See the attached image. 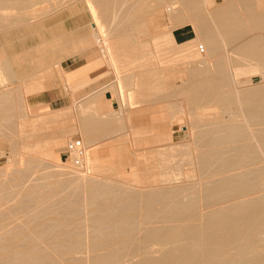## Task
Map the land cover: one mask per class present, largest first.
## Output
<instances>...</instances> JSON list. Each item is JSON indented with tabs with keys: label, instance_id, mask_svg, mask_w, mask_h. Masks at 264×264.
<instances>
[{
	"label": "rangeland",
	"instance_id": "1",
	"mask_svg": "<svg viewBox=\"0 0 264 264\" xmlns=\"http://www.w3.org/2000/svg\"><path fill=\"white\" fill-rule=\"evenodd\" d=\"M112 1L113 0H109L108 2ZM114 1L116 7L118 4L117 8L114 5L116 11H113L116 13L114 14L112 12V15L107 18L108 22H105L102 28L107 29L106 35L109 40L113 37L115 40L119 41L117 44H114V47H117L116 50L111 52L113 49L110 48L109 43L108 48L111 54L108 51V56H104L102 62L95 65L87 74L69 81L63 80L62 75L65 73L63 70L62 72L58 70V63L67 58H62L66 55V52L74 50L73 45L75 44H72L74 41H77L79 38H84V40L86 38L87 41L91 42L93 45L88 46V44L83 42L80 44L76 43L81 50L71 53L68 57L73 56V59L80 58L79 63H83L90 62L101 56L98 46L92 41L93 36L91 35H93V32H91L90 23L94 22V20L88 11L85 0L0 1V20H2L0 21V50L4 52L6 58V63L0 61V196L2 197H0V237L7 236L9 230L11 231V229L13 230L15 227L18 228V226L21 228L22 225H26L22 227V232L13 236H30L29 234L31 231L36 228V234L33 236L42 234L40 236H55L60 240H67V236H77L79 240L78 246L70 251L72 254L70 252H68L69 254H62L60 257L62 264H67L68 262L66 261L68 258L87 260L92 256H100L106 253L103 247V249L101 247H99V249L98 247H91L92 239L97 234L95 228L102 219L96 218L92 214L95 204L93 197L97 195H93L92 192L89 191L91 186L88 187L86 184L89 179H92L97 183L96 186L99 187L100 184L103 183L102 186L114 184L119 187L121 191L126 190L127 192V190L130 189L127 195L136 196V200L141 199L137 201L138 207L133 212V214L136 215L135 230L133 229V231H131L132 233H130L135 239H139L143 235L145 228L160 227L162 225L171 226L178 223L177 220L166 221L159 216L148 221L144 219L141 216L144 206L141 201H144V194H146V192L148 193L151 189L168 190L176 187L181 190V194H179L180 197H184L186 193H189L193 189L196 193L199 192V196H202L204 190L210 187L212 182L216 180V176H212L210 173L209 175L208 173H199L197 171L198 165L196 162L197 159L195 158H197L201 149L203 151V148L205 149L206 147H200V144L195 142L196 135L200 131H205L207 128L213 126V124L217 126V124H219L218 122L229 118H232L233 122L237 119L238 121L236 120L237 122H234L235 124L242 121V124H247L250 127L252 126L253 128H251L253 130L259 126L251 124L250 122L246 123L243 113L241 114L238 112V114L234 115L237 112L236 106L225 107L211 100L201 105L191 101V90L189 88L192 80L188 70L196 66V60L193 55L195 50H197L196 43L201 44V41L198 38L200 36L199 26L198 24H194L197 23L194 19L196 10H193V8L188 5L190 0H163L160 2L156 0ZM192 1L197 2L199 12H203L202 14H205L207 22L211 23V15L218 6L229 4L233 12L244 15L247 11L246 7H254L257 0H209L211 3L207 0ZM93 2L94 4L92 5L96 6V0L91 1V3ZM126 12L129 14L131 13L132 16L134 15L133 19H131V15L125 14ZM135 14L138 17L135 16ZM125 16L129 17H126V19ZM107 19L105 21H107ZM211 24L209 25H214ZM195 29L197 31H195L196 33L194 32ZM254 30V27L249 23L245 24V32L248 36L251 35ZM257 31L263 34L264 25L258 28ZM165 37L168 38L165 39ZM59 40L62 43H60ZM157 40H159V42H157ZM67 41H70L69 45H63V43ZM141 42L144 46H141ZM154 42L156 43L154 44ZM123 44H129L130 47L123 49ZM140 46L144 47V50L146 52L148 51L149 54L142 55L141 57ZM144 50L143 53H145ZM225 53L228 54L227 57L229 55V57H233L228 45H223L222 54L224 55ZM201 54L204 55V51ZM214 61L215 58L206 57L205 63L208 68L215 69ZM113 64L119 65L114 67ZM11 76L28 77L29 79L27 81L10 80L9 77ZM139 76H143L141 79L142 82L139 81ZM124 77H133L134 80L131 86L130 84L128 86L127 83L124 82L126 81ZM120 79L125 83L124 87H129L128 92L133 94L132 99L135 101V104H130L131 107L132 105L134 107L131 109H143L144 111L142 115H139V117L135 119L134 124L136 126H146L151 123L157 125L164 124L166 127H137L131 128V131H128V125L125 124L126 122L120 120L122 123L119 122V125L120 123L121 125L118 126L116 122L112 123L113 128L108 133L103 132L98 135H89L81 132L80 126L84 123L83 121L86 116V118L95 115L102 119H121L126 109L125 107H127L125 106L127 103L124 101L125 99L122 100L119 97V91L122 90L123 93L125 92L124 87H117V85H119L117 82H121ZM263 82L264 71L260 69L249 72L236 82H234L232 76V84H230V86L234 91L251 88L253 86H262L264 85ZM33 83L34 85H43V88L40 90L28 88L29 84ZM80 83L81 85H78ZM32 92L35 93H33V96H30L29 93ZM39 92L42 93L43 98L36 97ZM90 92L93 93L87 98H84ZM139 93L142 95H138ZM162 93L165 94L162 96ZM55 95L58 96V99L53 104L48 105V100L51 98L53 99ZM158 95L159 97H157ZM98 100H102L103 103L101 102L99 105L100 107L95 111L96 106L94 107L93 105L98 103ZM166 101H170V105H173L171 107L170 105L168 106ZM172 107L177 111L175 112L173 110V112H175L173 116H171ZM4 109L7 111H4ZM159 109L162 110L160 111ZM231 112L232 114L230 115L233 117L228 114ZM164 114L167 115V117H164ZM200 114L203 115V119H207L206 121L209 123H206L210 126L204 123L205 120L204 122L200 120L199 122L201 123L199 124L193 123L195 120L197 121L196 118H198ZM161 115H163L162 118H160ZM227 115H229V117ZM125 125L126 127H124ZM200 125L203 126L200 127ZM212 128L215 127L213 126ZM164 129L167 131V134L169 130L174 131V139L168 136L166 140H164V133H162ZM158 132L160 134H158ZM102 134L104 136H102ZM135 134L140 135L136 136L137 139L140 140L139 144H136V142H138L137 139L134 140L132 138ZM123 138L124 142H121L120 139L122 140ZM71 140H75L78 143V147L74 148L76 150H82L83 143L88 147L87 149L97 145L98 147H100V145H106L109 146L110 149L92 158V160H89L87 162L88 167L83 169L80 162L75 163V161H73L74 155L72 152L70 156V153L66 150V146ZM244 140L246 139L241 141ZM52 148L54 149L52 157H46L41 153V150ZM136 148L141 149L136 150ZM81 155L82 154L78 156L82 157ZM263 155L264 153L262 156ZM158 157L160 159L162 158L161 161L158 160ZM259 160H253L250 166L262 167L263 165L264 167L261 157ZM56 164H63V166L58 167ZM150 166L153 167L151 168ZM141 170L143 174L140 172ZM236 170L238 171L240 168ZM236 170H229L227 171L229 174L226 173L227 175H233L236 173ZM14 175H16L15 178ZM209 176L211 178H209ZM73 182H75V186L72 184ZM197 182L200 184L198 185ZM158 183L160 186H158ZM70 184H72V186ZM191 185L192 187H190ZM71 189H75L76 194L69 193ZM189 189L190 191L188 192ZM28 192H32L31 195ZM131 192L133 194H131ZM259 193V191L253 190L252 193L250 192L242 198L255 197L259 195ZM78 195L80 198L77 197ZM26 197L27 199H25ZM238 199L240 198L233 195L217 199L213 203H207L203 199V201L199 199L201 202L197 200V202L200 203H196V209L198 208L197 211L199 212L203 211L202 214H204L214 209L223 208ZM218 205L220 206L218 207ZM200 220L202 222V219ZM200 220H198V223H201ZM42 225L43 227H41ZM103 225H105V223ZM45 229H47V231ZM38 242L42 247L46 244L43 239ZM190 242V238L183 237L182 240L169 243L150 241L147 242L144 248L131 246L130 249H122L119 254H117L112 264H135L145 258L157 257L170 248L179 247ZM17 243H19L21 249H24L27 244V238L17 239ZM1 245L2 243L0 241V248ZM118 246V243H114V247ZM228 246L223 248L221 255L218 256L219 259L229 260L230 257L234 255L233 257L235 258L240 256L239 259L232 257L234 260L249 258L255 260L256 264H264V240L245 247L243 245V240L237 239ZM88 249L91 250L88 251ZM243 250L246 251L243 252ZM227 251L229 253L231 251V256L230 254L226 256L228 255ZM253 254H256L255 257ZM5 259L6 253L0 250V264H5Z\"/></svg>",
	"mask_w": 264,
	"mask_h": 264
},
{
	"label": "bare ground",
	"instance_id": "2",
	"mask_svg": "<svg viewBox=\"0 0 264 264\" xmlns=\"http://www.w3.org/2000/svg\"><path fill=\"white\" fill-rule=\"evenodd\" d=\"M0 1L2 2V0H0ZM91 1L92 0H85V2H86L85 4L87 5L88 11L90 12V14L94 20V22L90 23V27L92 29V30L91 29L90 30H91V32H93V35H91V33H90V35L93 36V40H92V38H91V40L94 41V43L98 46V48L101 52L100 55L103 58L104 56H108V51H109L108 44L110 43V48L113 49V50L112 49H110V50H112L111 52H113L117 48V47H114V44H117L119 42V41L115 40L113 37H111L109 40L107 35H106L107 29L102 28L105 25V22H108L107 18L110 15H112V12L114 13L113 10L116 11L118 4L116 7V5H115L116 3L114 4V2H115L114 0L112 2H108L109 0H96V3H95L96 6L95 5L93 6L92 4H94V2L91 3ZM156 1L160 2L163 0H156ZM207 1L209 2V0H207ZM209 3H211V2H209ZM114 5L116 8L114 7ZM188 5H190L193 8V10H196L194 13V19L196 20L197 23H194V24L195 25L198 24V26H199L198 29H200V31H199L200 36L198 38L201 41V44L196 43V45H197L196 49L197 50H195V53L193 55L195 60H196L195 61L196 66L194 68L188 70L190 75H191V80H192L191 86L189 88L191 90V98H190L191 101L195 104L201 105L202 103H204L208 100H211V101H214L215 103L223 105L225 107L236 106L237 112L234 115L238 114V112L241 114L243 113V117L246 120V123L250 122L251 124H255V125H259V126H257V128L255 130H253L252 126H251L252 127L251 128L247 124H242V121L235 124L234 122H237L238 120L235 119V121L233 122L232 121L233 119L229 118V119H225V120L222 119L223 121L218 122L219 124H217V126H215L212 123L215 128H212L213 126H211V127L207 128L205 131H200L197 135L195 134L196 135V141L195 142H198L200 144V147L206 146L208 148L207 149L205 147V149H207V150H205L203 148V151H202V149H201V152H199L200 150L198 151L199 152L198 156H197V158H195V159H197L196 162L198 165L197 171L199 173H208V174L210 173L212 176H216L215 177L216 180L215 181L213 180L214 182H212L211 186L207 187L204 190L202 196H199L200 195L199 192H197L198 193L197 194L195 191H193L194 189L192 191H190V189H191L190 188L188 190V192L189 191L190 192L186 193V195L184 196L185 199H184V197H180L179 194H181L180 193L181 190H179L176 187H173V188L168 189V190H166V189H154V190L151 189L150 190L149 189L150 191H148V193L146 192V194H144V201L143 200L141 201L144 204L143 212L141 213V216L144 219H146L147 221L159 216L161 218H164L166 221H168V220H175L176 221L177 220L178 223L176 225H171V226L170 225L169 226L168 225H162L160 227L145 228L143 231V235L139 239H135L134 236H131L130 233H132L131 231H133V229L135 228V225H136L135 224L136 223L135 222L136 221L135 220L136 215L133 214V212L138 207L137 201H140L141 199L136 200V196H133V195L129 196V194L127 195V192L130 189H128L127 192H126V190L121 191V189L114 184H109V185L107 184V186H102L103 183L100 184V187H99V186H96L97 183H95L92 179H89V181L87 180L88 182L86 184L88 185V187L91 186L89 191L92 192L93 195L94 194L97 195L96 197H93L95 204L93 206L94 208L92 207L93 208L92 214L94 215V217L102 219V221H99L98 226L95 228L97 231V234L92 239L91 247L92 248L98 247V249H99V247H101V248L103 247L106 250V253L104 255H100V256H92L87 260L68 258L67 261L65 260L66 262H68L67 264H112L113 261L116 259L117 254H119V252L122 249H130L131 246H135L137 248H144L146 246L147 242H150V241H160V242L169 243V242L182 240L183 237L190 238L191 242L187 243V244H183L179 247L170 248V249L162 252L161 254H159V256H157V257H148V258H145L142 261L135 263V264H256L255 260L249 259V258L244 259V260H234L233 258H235V257H233L234 256L233 254H232L233 256H231V254H230L231 251H230V253L227 251L228 255H226V256H229V254H230L231 257L229 260H226V259L221 260L218 258V256L221 255L224 247L230 245L232 242H234L237 239L243 240V245L245 247L246 246L248 247L250 245L256 244V243L264 240V167H263V165H262V167H255V166L252 167L253 165L250 166L251 162L253 163V160H259L260 157L262 158V162L264 163V155L262 156V154L264 153V85L258 86V87L253 86L251 88H245L242 90L238 89V90H234V91L230 86V84H232V76L234 78V82H236V81L240 80L243 76L247 75L249 72H253L256 70H260V69H263V71H264V68H263L264 67V33L262 34V33H259L257 31L258 28H260L261 26L264 25V0H257L254 7L247 6L246 7L247 11L244 15H239V14L233 12V9H232L231 5H229V4L220 5L214 11L212 9V11H213V13L211 15V19L213 21V22L211 21L212 24L207 22L205 14L204 15L202 14L203 12L202 13H200L201 11L199 12V9L197 8L198 4L196 1L194 2V1L190 0L188 2ZM190 10H192V9H190ZM125 14H129V13L126 12ZM129 15H131V13ZM133 16L131 15V17H132L131 19H133ZM135 16H137V15L135 14ZM208 16H209V13H208ZM126 17H129V16H125V18ZM106 19H107V21H105ZM113 20H114V18H113ZM0 21H2V20H0ZM110 21H111V19H110ZM17 23H19V22H17ZM246 23H249L255 29L254 32L249 36L245 32V24ZM209 24H211V25L214 24V25L210 26ZM129 26H130V24H129ZM248 29H249V27H248ZM195 31H196V29L194 30V32ZM91 36H89V37H91ZM157 36H159V35H157ZM151 38H153V37H151ZM166 38H168V37H165V39ZM82 40L83 39L81 38V42H83ZM142 42H144V41H142ZM157 42H159V40H157ZM68 43H70V42H68ZM155 43L156 42H154V44ZM184 43H185V41H184ZM184 43H182V44H184ZM139 45H140V43H139ZM198 45L203 46L204 55L199 53L200 51L198 50ZM223 45L229 46V49H230L231 53L233 54V57L232 56L229 57L230 55L227 57L228 54H226V53H225L226 56H225V54L224 55L222 54ZM141 46H144L143 43L141 44ZM141 46H140L141 57H142V55L144 56L145 54H149V52L148 51L146 52L144 50L145 48L141 47ZM160 46H161V44H160ZM156 48H157V46H156ZM70 49H72V48H70ZM76 49L78 50L80 48L76 47ZM142 49L144 50L145 53H143ZM154 49H155V47H154ZM109 53H110V51H109ZM156 53H158V52H156ZM110 54H109V56H110ZM111 56H113V55H111ZM206 57L215 58V61H214L215 62V69H210L207 67V65L205 63ZM4 59H6V58H4ZM112 59H114V58H112ZM109 63H110V61H109ZM158 64H160V63H158ZM113 65L115 67L117 64L116 65L113 64ZM5 76H6V74H5ZM142 77L143 76H141L139 78L140 82H142V80H141ZM125 78H126V81H124V82H126L128 86H129V84L131 86V83L134 80L133 77H129V78L124 77V79ZM9 79H10V77H9ZM117 79H119V78H117ZM117 83H119V85L116 84L118 88L124 87L125 83H123L122 80H121V82H117ZM83 84H84V82H83ZM78 85H81V83ZM128 86H125L126 88L124 87V90L126 93L125 92L123 93L122 90L119 91V97L122 100L125 99L124 101H126V103H127V105H125L127 107H125L126 109H125L121 119L120 118L119 119H116V118L102 119L101 117H96L95 115L89 116L88 118H86L87 116L86 117L84 116L85 117V119L83 121L84 123L80 126L81 132H84V133L89 134V135L90 134L98 135V134H101L103 132L108 133L113 128L112 123L116 122L118 124V126L121 125L122 122L120 120H123L126 122L125 124L128 125V131H131L130 130L131 128H137V127H139V128L140 127L141 128L166 127L164 124L163 125H157V124L151 123L149 125L147 124L146 126L145 125L136 126L134 124L135 119L137 117H139V115H142L144 111H143V109H137V110L131 109L133 107V105L131 107L130 104H135L134 103L135 101L132 99L133 94L131 92H128V90H129ZM142 86H143V83H142ZM155 87L159 88L157 86H155ZM239 90H241V91H239ZM120 92H122V93H120ZM164 94L162 93V96ZM138 95H142V94L139 93ZM157 97H159V95ZM182 99H183V97H182ZM163 100H165V99H163ZM160 101H162V100H160ZM101 102H102V100H98V103L93 105L94 107L96 106L95 111L98 110L97 108L100 107L99 105ZM166 102L168 103V106L171 104V103H169L170 101H166ZM172 105H170V107ZM103 107H104V105H103ZM103 107H101V108H103ZM195 108H196V106H195ZM171 109H172L171 110L172 111L171 116H173L174 113L177 111H175L176 109L173 107ZM189 109H191V108H189ZM159 110L161 111L162 109H159ZM173 110L175 112H173ZM4 111H7V110L4 109ZM198 111H199V109H198ZM157 112H158V110H157ZM168 112H170V111H168ZM160 113H159V115H160ZM0 114H1V112H0ZM183 114H185V113H183ZM228 114L230 115V114H232V112L228 113ZM229 115H227V116L229 117ZM162 116L163 115H161V117L160 116H158V117L162 118ZM204 116H206V115H204ZM230 116H232V115H230ZM164 117H167V115H165ZM170 118L173 119L172 117H170ZM196 119H197V121L195 120L193 122L195 124L201 123V122H199L200 120L201 121L203 120V122L205 120V119H203V115H201V114ZM155 120H156V118H155ZM166 120H164V121H166ZM206 120L204 123L207 124L208 126H210L208 124L209 122ZM157 121H158V119H157ZM169 121H170V119H169ZM119 122H121L120 125H119ZM206 122H208V123H206ZM118 126H116V127H118ZM201 126H203V125H200V127ZM124 127H126V125ZM204 127H206V126H204ZM169 129H171V128H169ZM59 131L62 132L61 130H59ZM162 133H164L163 134L164 140H166V138L168 136H170L174 139V136H175L174 131L169 130V133L167 134V131L164 129V131ZM60 134H62V133H60ZM112 134H114V133H112ZM119 134L122 135L121 133H119ZM158 134H160V133L158 132ZM137 135H139V134H137ZM137 135L135 134L134 136L136 137ZM102 136H104V135L102 134ZM134 136L132 138L134 140H136L137 137L135 138ZM243 139H246V140L241 141ZM122 140L120 139L121 142H124V138ZM137 140H138V142H136V144L137 143L139 144L140 140L139 139H137ZM133 142H135V141H133ZM143 143H144V141H143ZM145 143H147V142H145ZM91 144H92V142H91ZM118 144H119V142H118ZM76 147H78V143L76 141H74V148H76ZM115 147H117V146H115ZM200 147H198V148H200ZM74 148L70 151V156H71V152H72V154L74 155L73 161H75V163L80 162L83 169H86L88 167L87 162L89 160H92V158H94V157L100 155L101 153H104L105 151L110 149V147L106 146V145H102V146L100 145V147H98V145L94 146V147L92 146L91 148L87 149L88 147L83 143V148H82V153H81L82 157H79L78 156L79 150H76ZM140 149L136 148V150H140ZM53 151H54L53 148L52 149H44V150H41V153L44 154L46 157L47 156L52 157ZM165 153H167V152H165ZM39 155H40V153H39ZM166 156H168V155H166ZM159 157H160V155H159ZM161 159L159 158L158 160L161 161ZM176 164H178V163H176ZM56 166L62 167L63 164H56ZM239 168H240V170H238L239 171L238 172L236 169H239ZM233 169L236 170V173L233 175H227V173H228L227 171L233 170ZM83 171H85V170H83ZM140 172L142 173V170ZM74 173H75V171H74ZM231 173H233V172H231ZM15 176L16 175H14V178H15ZM139 176H140V174H139ZM209 178H211V177L209 176ZM58 179H59V177H58ZM197 179H198V177H197ZM96 181H98V180H96ZM70 182H71V180H70ZM199 182H197L198 185L200 184ZM54 183H55V181H54ZM54 183H52V184H54ZM26 184H27V182H26ZM72 184L74 185L75 182H73ZM72 184H70V185L72 186ZM38 185H40V184H38ZM58 185H60V184H58ZM81 185H83V184H81ZM158 186H160L159 183H158ZM154 187H156V186H154ZM190 187H192V185ZM198 187H200V186H198ZM75 189H76V187H75ZM75 189L69 190L70 191L69 193H75L76 194ZM253 190L259 191L260 192L259 195L255 196V197L242 198V197H245L248 193H250V192L252 193ZM198 191H200V190H198ZM31 193H29V194L31 195ZM131 194H133V193L131 192ZM228 195H233V196L239 197L240 199H238L237 201H235L233 203H230L229 205L225 204L227 206H225L223 208L214 209V210L208 211L207 213L205 212L204 214H202L203 211L199 212V211H197L198 208L196 209V203H200L202 199L204 201H206L207 203H211V202L213 203L215 200L220 199V198H224ZM77 197H79V195ZM63 198H65V197H63ZM25 199H27V197ZM199 199H201V200H199ZM64 200H66V199H64ZM74 200H76V199H74ZM197 200H199L200 202H197ZM219 206L220 205H218V207ZM202 209H205V208H202ZM0 214H1V212H0ZM63 214H66V213H63ZM41 217H42V215H41ZM39 218H40V215H39ZM200 219H202V222ZM146 220H144V221H146ZM198 220H200L201 223H198L199 222ZM161 221H162V219H161ZM170 222H172V221H170ZM104 223H105V225H103ZM46 224H45V226L47 227ZM23 226L24 225H22L21 228L19 226H18V228L15 227L13 230L11 229V231L9 230L7 232L8 233L7 236H1L0 237L1 238L0 241L2 243L0 250L3 251L4 253H6L5 264H62L60 261L61 260L60 257L62 256V254L68 253V252L74 250L78 246L79 240L77 239V236H67L68 237L67 240H60L59 238H57L55 236H40L42 234H40L39 236H33L34 234H36L35 230L37 228L35 230H32L30 234L28 233L30 236H28V235L27 236H22V235L21 236H13V235H17V234L21 233ZM41 227H43V225ZM38 228H40V227H38ZM56 228H57V225H56ZM47 229H48V227H47ZM47 229H45V230L47 231ZM78 233H79V231H78ZM3 234H5V233H3ZM65 234H67V233H65ZM129 234H130V236H129ZM22 238H27V244H26L24 249H21L19 243H17V239H22ZM42 239L45 240V243H46L45 246H43V247L41 245H39V242H38L39 240L41 241ZM114 243H118L119 246L114 247ZM89 250H91V249H88V251ZM246 250H243V252ZM86 251H87V249H86ZM248 252H249V250H248ZM87 254H89V253H87ZM241 254H243V253H241ZM253 255H252V257H253ZM255 255H254V257H255ZM239 257H237L235 259H239ZM259 264H261V263H259Z\"/></svg>",
	"mask_w": 264,
	"mask_h": 264
},
{
	"label": "crops",
	"instance_id": "3",
	"mask_svg": "<svg viewBox=\"0 0 264 264\" xmlns=\"http://www.w3.org/2000/svg\"><path fill=\"white\" fill-rule=\"evenodd\" d=\"M83 40V42L84 43H86V44H88V46H90V45H93L91 42H88L87 41V39L85 38V40H84V38H82ZM79 40V41H78ZM77 41H74L73 42V44H75V45H73V49L75 50L76 49V47L77 48H79L78 47V45H76V43H78V44H80L81 43V38L80 39H78ZM59 42L60 43H62L60 40H59ZM68 42H70V41H67V42H64L63 43V45L64 44H69ZM80 42V43H79ZM124 45V44H123ZM66 46V45H65ZM75 46V47H74ZM127 47H130V45L128 44V45H124V47H122L123 49L124 48H127ZM133 47H135V46H133ZM135 49V48H134ZM73 50V51H74ZM81 49H76L74 52H78V51H80ZM73 51H71V52H66V55H64L62 58H65V56L67 57V58H65V59H63V60H61L59 63H58V70L60 71V72H62V70L64 71V73L65 74H63L62 75V78H63V80H65V81H69V80H72V79H75V78H78L79 76H81V75H84V74H87L89 71H90V69H92L95 65H97V64H99V63H101L102 62V56H99V57H97V58H95L94 60H92V61H90V62H83V63H79V61H80V58H74L73 59V56H70V57H68ZM127 51V50H126ZM126 51H125V53H126ZM129 52V51H128ZM5 56H4V52L2 51V50H0V61L2 62V63H6V61H5ZM4 59V60H3ZM5 61V62H4ZM10 79L11 80H25V81H27L29 78L28 77H17V76H11L10 77ZM28 86V85H27ZM28 88H30V89H34V88H36L37 90L39 89H41V88H43V85H38V84H35L34 85V83L33 84H29V86H28ZM100 89V88H99ZM36 90V91H37ZM98 90V89H97ZM94 92V91H93ZM93 92H90V93H88L84 98H87L88 96H90ZM33 93H35V92H32V93H29V95L30 96H33ZM35 95V94H34ZM36 97L38 98V97H41V98H43V95H42V93H38L37 95H36ZM58 99V96L57 95H55L54 96V98L52 99H49L48 100V102H47V104L48 105H51V104H53L56 100Z\"/></svg>",
	"mask_w": 264,
	"mask_h": 264
},
{
	"label": "built area",
	"instance_id": "4",
	"mask_svg": "<svg viewBox=\"0 0 264 264\" xmlns=\"http://www.w3.org/2000/svg\"><path fill=\"white\" fill-rule=\"evenodd\" d=\"M198 50L200 51V53H203V46L202 45H198ZM74 141L75 140H71L68 142L67 146H66V150L68 153H70V151L74 148ZM82 153V150H79V155Z\"/></svg>",
	"mask_w": 264,
	"mask_h": 264
}]
</instances>
